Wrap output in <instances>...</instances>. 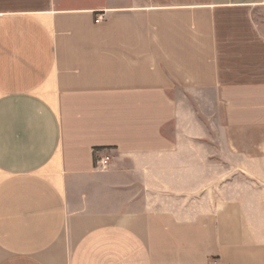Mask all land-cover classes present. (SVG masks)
Returning a JSON list of instances; mask_svg holds the SVG:
<instances>
[{
  "label": "crops",
  "instance_id": "0c3cea01",
  "mask_svg": "<svg viewBox=\"0 0 264 264\" xmlns=\"http://www.w3.org/2000/svg\"><path fill=\"white\" fill-rule=\"evenodd\" d=\"M0 264H264V0H0Z\"/></svg>",
  "mask_w": 264,
  "mask_h": 264
},
{
  "label": "built area",
  "instance_id": "2783aa9c",
  "mask_svg": "<svg viewBox=\"0 0 264 264\" xmlns=\"http://www.w3.org/2000/svg\"><path fill=\"white\" fill-rule=\"evenodd\" d=\"M100 18V16H97L95 18V22H98ZM93 153L94 156L97 157L95 160L96 168L105 169L110 165L111 161L113 160V156H111L109 152L105 154H100V151L94 149Z\"/></svg>",
  "mask_w": 264,
  "mask_h": 264
}]
</instances>
